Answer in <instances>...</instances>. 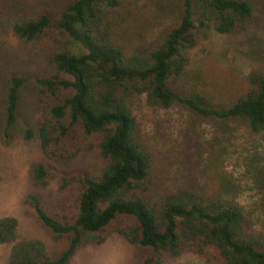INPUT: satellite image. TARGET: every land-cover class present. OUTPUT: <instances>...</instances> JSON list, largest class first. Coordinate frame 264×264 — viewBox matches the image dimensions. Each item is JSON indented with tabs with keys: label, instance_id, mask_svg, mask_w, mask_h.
<instances>
[{
	"label": "trees",
	"instance_id": "obj_1",
	"mask_svg": "<svg viewBox=\"0 0 264 264\" xmlns=\"http://www.w3.org/2000/svg\"><path fill=\"white\" fill-rule=\"evenodd\" d=\"M175 24L161 31L149 46L132 44L121 25L104 26L107 11L117 9V0H47L35 14L11 25L12 33L25 42L35 41L47 31L61 37L58 50L48 57L53 74L36 79L42 91L56 98L49 116L57 136L46 128L39 132L44 155L49 146L77 124L84 135L101 134L98 151L104 160L95 176L79 178L75 213L60 218L48 213L37 198L28 195L27 207L55 239L66 246L54 257L37 240H16V220L0 217V245L11 244L6 264H67L83 235L103 230L116 217H131L134 224L118 233L134 246L147 248L150 256L140 264H160L158 255L177 256L185 245L196 252L212 247L222 264H264V234L248 233L240 206L217 193L187 188L154 189L151 158L137 135V125L127 100L143 95L148 107L173 106L217 122H233L250 133L264 130V75L251 71L244 93L233 101L212 104L194 93L179 90L187 60L185 48L194 46L192 18L200 28L210 25L217 34H230L245 27L251 17L246 0H169ZM68 42L79 49L73 53ZM24 78L11 76L6 82L4 123L15 124L18 95ZM178 88L176 90L175 88ZM67 91V95L58 97ZM67 115L64 127L61 119ZM29 137L28 133L25 134ZM36 187H44L50 175L41 162L28 167Z\"/></svg>",
	"mask_w": 264,
	"mask_h": 264
},
{
	"label": "rangeland",
	"instance_id": "obj_2",
	"mask_svg": "<svg viewBox=\"0 0 264 264\" xmlns=\"http://www.w3.org/2000/svg\"><path fill=\"white\" fill-rule=\"evenodd\" d=\"M117 1L123 6L120 14L117 9L107 11L103 24L120 21L121 16L116 31L124 32L132 44L149 46L175 24L169 0ZM246 1L251 17L243 29L230 34H217L210 25L200 28L193 16L195 44L183 51L187 63L178 83L180 93H194L212 104L229 102L244 93L248 73L264 75V0ZM44 2L0 0V217L16 220L14 242L37 240L54 257L67 242L55 239L35 219L25 198H37L45 211L72 222L79 178L97 175L105 162L98 151L101 134L84 135L77 124L58 137L55 147H48L52 158L42 152L38 130L44 127L50 138L57 136L48 112L56 98L42 91L36 79L53 74L48 57L62 39L47 31L25 42L12 33L11 25L35 14ZM68 46L79 53L72 43ZM11 76L25 81L17 92L15 124L6 129L4 99ZM65 95L67 91H62L58 97ZM127 105L150 154L154 189L184 187L217 193L240 206L245 231L264 234V130L250 133L237 123L203 119L178 106L148 107L143 95L130 97ZM61 124L67 127V115ZM37 162L50 174L44 187L34 186L28 174L30 164ZM133 224V218L118 216L103 230L83 235L67 264H140L150 256L149 250L128 244L117 231ZM10 246L0 245V264H6ZM196 248L185 245L177 256L160 254V264H222L216 249L206 247L198 254Z\"/></svg>",
	"mask_w": 264,
	"mask_h": 264
}]
</instances>
